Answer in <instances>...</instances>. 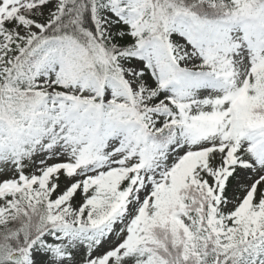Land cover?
Instances as JSON below:
<instances>
[{"label":"snow or ice","instance_id":"6c2138e0","mask_svg":"<svg viewBox=\"0 0 264 264\" xmlns=\"http://www.w3.org/2000/svg\"><path fill=\"white\" fill-rule=\"evenodd\" d=\"M0 264H264V0H0Z\"/></svg>","mask_w":264,"mask_h":264}]
</instances>
